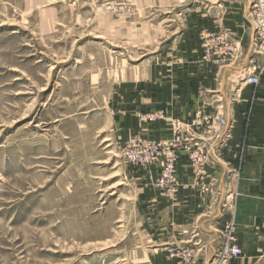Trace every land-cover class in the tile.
I'll return each mask as SVG.
<instances>
[{
	"label": "rangeland",
	"instance_id": "1",
	"mask_svg": "<svg viewBox=\"0 0 264 264\" xmlns=\"http://www.w3.org/2000/svg\"><path fill=\"white\" fill-rule=\"evenodd\" d=\"M169 15L136 0H0V264L160 261L109 102L176 37Z\"/></svg>",
	"mask_w": 264,
	"mask_h": 264
},
{
	"label": "crops",
	"instance_id": "2",
	"mask_svg": "<svg viewBox=\"0 0 264 264\" xmlns=\"http://www.w3.org/2000/svg\"><path fill=\"white\" fill-rule=\"evenodd\" d=\"M136 2L140 14H170L168 27L178 23L165 34L169 39L178 33L176 37L153 61L134 70L132 78L116 83L109 102L120 146L135 135L151 141L179 135L184 140L173 149L177 188L171 196L155 187L158 166L127 171L138 190L140 225L160 257L157 264H179L168 257L173 247L194 249L196 264H206L228 218L234 219L243 252L234 264H254L264 254V77L257 86L244 82L245 71L263 62L250 48L249 0ZM203 29L225 34L234 51L205 62ZM160 30L154 28L155 39L162 37ZM156 113L161 115L153 122L142 119ZM198 113L208 117L207 124L192 125ZM223 118L229 128L220 143L211 128ZM196 149L202 157L192 162L189 155Z\"/></svg>",
	"mask_w": 264,
	"mask_h": 264
},
{
	"label": "built area",
	"instance_id": "3",
	"mask_svg": "<svg viewBox=\"0 0 264 264\" xmlns=\"http://www.w3.org/2000/svg\"><path fill=\"white\" fill-rule=\"evenodd\" d=\"M248 20L253 28L251 41L252 54L260 56L263 60L258 68L251 71L246 70L244 82L249 86H257L264 77V0H249ZM203 60L210 62L219 58L229 56L234 51V44L221 32L203 29L200 33ZM161 113L145 115L143 120L153 122ZM208 123V117H202L198 113L193 121V126L200 127ZM229 124L225 118L220 119L216 127L211 128V133L223 141L227 135ZM184 140L178 135L172 141H151L139 135L131 137L120 148V153L126 164L132 168H148L152 165L159 167V175L155 181V187L164 195L171 196L177 188L175 176V162L177 158L173 155L174 148L182 145ZM202 150L196 149L189 155V160L194 162L202 157ZM221 206L220 215L223 217ZM220 242L213 255L206 264H234L243 256L239 246L236 225L233 218L223 221L219 228ZM171 256L177 258L179 264H192L195 257V250L184 247L172 249Z\"/></svg>",
	"mask_w": 264,
	"mask_h": 264
}]
</instances>
